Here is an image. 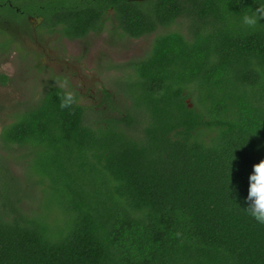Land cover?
<instances>
[{"label": "trees", "instance_id": "16d2710c", "mask_svg": "<svg viewBox=\"0 0 264 264\" xmlns=\"http://www.w3.org/2000/svg\"><path fill=\"white\" fill-rule=\"evenodd\" d=\"M261 3L0 0L68 39L107 21L152 34L103 107H61L68 89L48 84L2 126L0 264H264L245 199L264 159V17L238 22Z\"/></svg>", "mask_w": 264, "mask_h": 264}, {"label": "rangeland", "instance_id": "374dc122", "mask_svg": "<svg viewBox=\"0 0 264 264\" xmlns=\"http://www.w3.org/2000/svg\"><path fill=\"white\" fill-rule=\"evenodd\" d=\"M151 37H127L107 21L97 32L68 39L33 18L0 16V130L48 84L70 89L85 105L103 107V90L113 92L119 64L140 56Z\"/></svg>", "mask_w": 264, "mask_h": 264}, {"label": "clouds", "instance_id": "9594fccd", "mask_svg": "<svg viewBox=\"0 0 264 264\" xmlns=\"http://www.w3.org/2000/svg\"><path fill=\"white\" fill-rule=\"evenodd\" d=\"M264 17V3L250 9H245L239 17V25L245 29L255 30L260 27L261 18ZM75 99L73 91L66 90L63 93L61 107L70 106ZM246 200L247 213L258 223L264 224V159L260 158L252 164V170L248 174V186Z\"/></svg>", "mask_w": 264, "mask_h": 264}]
</instances>
